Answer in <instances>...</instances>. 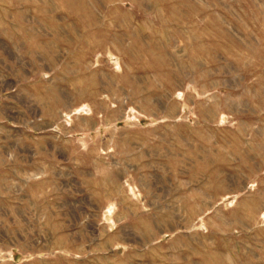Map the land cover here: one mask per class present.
I'll return each instance as SVG.
<instances>
[{
    "label": "rangeland",
    "instance_id": "obj_1",
    "mask_svg": "<svg viewBox=\"0 0 264 264\" xmlns=\"http://www.w3.org/2000/svg\"><path fill=\"white\" fill-rule=\"evenodd\" d=\"M0 264H264V0H0Z\"/></svg>",
    "mask_w": 264,
    "mask_h": 264
},
{
    "label": "crops",
    "instance_id": "obj_2",
    "mask_svg": "<svg viewBox=\"0 0 264 264\" xmlns=\"http://www.w3.org/2000/svg\"><path fill=\"white\" fill-rule=\"evenodd\" d=\"M160 156H161V157H162V156L165 157V155H162V154H161ZM166 156H167V158H168V157L171 156V155H170V154H166ZM183 156H184V155H183ZM184 157H185V158L183 159L184 163H188V158H187L186 156H184ZM251 207H252L251 209L254 210V207H253V206H251Z\"/></svg>",
    "mask_w": 264,
    "mask_h": 264
}]
</instances>
